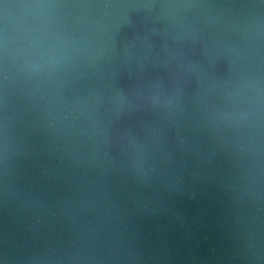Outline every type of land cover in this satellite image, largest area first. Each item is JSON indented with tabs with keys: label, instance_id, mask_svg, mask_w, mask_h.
Segmentation results:
<instances>
[{
	"label": "water",
	"instance_id": "obj_1",
	"mask_svg": "<svg viewBox=\"0 0 264 264\" xmlns=\"http://www.w3.org/2000/svg\"><path fill=\"white\" fill-rule=\"evenodd\" d=\"M0 264H264V0H0Z\"/></svg>",
	"mask_w": 264,
	"mask_h": 264
}]
</instances>
